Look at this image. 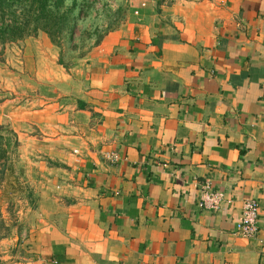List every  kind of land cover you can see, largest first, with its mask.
I'll return each mask as SVG.
<instances>
[{
	"label": "crops",
	"instance_id": "0c3cea01",
	"mask_svg": "<svg viewBox=\"0 0 264 264\" xmlns=\"http://www.w3.org/2000/svg\"><path fill=\"white\" fill-rule=\"evenodd\" d=\"M131 5L75 73L53 56L59 77L36 74L25 47L26 104L0 100L41 208L25 264H264V0ZM247 199L251 239L235 230Z\"/></svg>",
	"mask_w": 264,
	"mask_h": 264
},
{
	"label": "rangeland",
	"instance_id": "374dc122",
	"mask_svg": "<svg viewBox=\"0 0 264 264\" xmlns=\"http://www.w3.org/2000/svg\"><path fill=\"white\" fill-rule=\"evenodd\" d=\"M137 1L140 0H77L78 4H84L82 6L85 7V11L79 14L72 41H66L61 49L64 54L62 60L70 68L71 73H75L73 70L80 66L81 60L78 56L80 54L86 56L97 38L106 34L110 29L115 30L120 27L126 21L131 4ZM72 2L73 0H69L68 4L71 5ZM37 35L35 38H27L23 42L5 47L1 55L3 60L0 61V100L11 101L13 97L10 98L11 95L7 93L15 90L18 95H23L22 103L26 104L28 93L26 94L25 90L29 86V81L17 79L28 77L27 73L21 71L23 67L19 63L25 47L31 51H35L36 48L40 50V58L33 60L39 71H36V74L45 75L43 72L51 71V76L55 74L59 77L60 74L55 73L53 69V56H56L55 65L61 71L60 73L69 72V69L57 63L60 50L51 45L44 33L39 32ZM2 126L6 127L2 135L13 141L9 133L10 126L8 124ZM20 156L22 158L23 154H21L19 144L16 148L9 149V161L12 168L8 169L3 179L0 180V264H25L28 251L24 247L25 231L29 230H27L28 224H34L39 219L38 215L41 210V208L37 209L38 197L33 190L35 179L31 173H27L24 179V170L20 165H16L21 159ZM36 185L40 186V184ZM35 191L37 192L36 188ZM4 235H6L5 238L2 237ZM20 241L21 244H18Z\"/></svg>",
	"mask_w": 264,
	"mask_h": 264
},
{
	"label": "trees",
	"instance_id": "16d2710c",
	"mask_svg": "<svg viewBox=\"0 0 264 264\" xmlns=\"http://www.w3.org/2000/svg\"><path fill=\"white\" fill-rule=\"evenodd\" d=\"M68 1L0 0V61L3 60L1 55L7 45L23 42L27 38H35L40 32L47 36L51 45L60 50L58 65L70 69L62 60L64 54L61 49L66 41H72L79 14L84 13L85 7L82 6L84 4H78L77 0H73L71 5ZM110 31L113 30H108ZM106 34L97 38L93 47L98 46ZM84 57V54H80L78 59ZM4 130L6 127L0 125V180L3 179L5 172L12 168L9 149L18 146L12 131L10 130L9 133L13 141L2 135ZM2 237L5 238L6 235Z\"/></svg>",
	"mask_w": 264,
	"mask_h": 264
},
{
	"label": "built area",
	"instance_id": "2783aa9c",
	"mask_svg": "<svg viewBox=\"0 0 264 264\" xmlns=\"http://www.w3.org/2000/svg\"><path fill=\"white\" fill-rule=\"evenodd\" d=\"M137 14V12H135ZM226 202L223 193L213 191L208 181L199 185V207L217 212ZM259 216L258 203L253 199H247L242 202L241 214L236 222V232L246 239H251L257 234V222Z\"/></svg>",
	"mask_w": 264,
	"mask_h": 264
}]
</instances>
